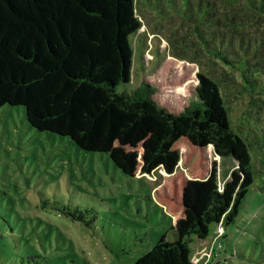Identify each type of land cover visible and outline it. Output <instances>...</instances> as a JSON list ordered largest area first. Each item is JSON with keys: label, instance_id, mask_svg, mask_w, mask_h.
<instances>
[{"label": "trees", "instance_id": "1", "mask_svg": "<svg viewBox=\"0 0 264 264\" xmlns=\"http://www.w3.org/2000/svg\"><path fill=\"white\" fill-rule=\"evenodd\" d=\"M207 1L208 30L219 37L206 40V47L235 68L243 62L242 88L234 94H243V81L250 84L245 94L252 115L258 94L253 86L260 84L253 72L264 73V31L227 29L228 23L244 25L243 18L218 0ZM247 1L264 13V0ZM140 25L135 0H0V107L22 106L32 127L106 155L127 176L163 170L153 197L173 218L174 239L161 235L132 264H192L195 246L219 225L225 231L234 222L255 170L248 144L231 128L225 109L222 89L236 85L229 76L215 81L198 71L194 92L179 106L173 100V107L169 95L158 100L159 88L147 77L133 83L132 36ZM237 47L243 60L227 55L241 57ZM217 156L235 164L222 185ZM42 206L86 224L98 217L94 207L72 200H44ZM7 210L0 207V239L8 243L10 231L19 238L22 219Z\"/></svg>", "mask_w": 264, "mask_h": 264}, {"label": "rangeland", "instance_id": "2", "mask_svg": "<svg viewBox=\"0 0 264 264\" xmlns=\"http://www.w3.org/2000/svg\"><path fill=\"white\" fill-rule=\"evenodd\" d=\"M218 3L222 9H236L243 18L244 25L228 23L227 29L245 35L264 31V13L247 0ZM135 7L141 25L132 36L133 83L147 77L159 88L158 100L163 102L169 95L173 107V100L179 106L180 99L194 92L198 71L215 81L222 74L229 76L236 85H229L225 93L222 89L229 103H224L225 109L231 128L248 144L255 170L234 222L225 226V231L219 226L196 245L191 263L264 264V73L253 72L260 84L253 86L258 94L251 115L245 94L251 90L250 84L243 81V94H234L235 88H240L245 65L240 61L235 68L206 47V40L209 43L212 36L219 37L218 31L208 30L207 0H135ZM212 27L217 28L218 23ZM261 38L259 35L258 40ZM237 51L241 57L233 52L227 55L243 60L239 47ZM216 161L222 185L235 164L230 157L217 156ZM165 176L161 169L149 175L127 176L106 155L82 150L65 136L32 127L22 106L2 105L0 207L22 221L18 239L15 231L9 232L12 238L8 243L0 239V264H132L161 235L167 241L174 239L173 218L153 197ZM55 199L92 206L98 217L86 224L42 206L44 200ZM218 240L225 251L209 259L202 256L204 251L213 250ZM34 254L44 259L30 256Z\"/></svg>", "mask_w": 264, "mask_h": 264}, {"label": "built area", "instance_id": "3", "mask_svg": "<svg viewBox=\"0 0 264 264\" xmlns=\"http://www.w3.org/2000/svg\"><path fill=\"white\" fill-rule=\"evenodd\" d=\"M219 248H220V243L217 242L215 244V248L213 250H206V251H204L202 253V256H206V258L209 259L208 258L209 256L214 255V254L217 255V253H220Z\"/></svg>", "mask_w": 264, "mask_h": 264}, {"label": "crops", "instance_id": "4", "mask_svg": "<svg viewBox=\"0 0 264 264\" xmlns=\"http://www.w3.org/2000/svg\"><path fill=\"white\" fill-rule=\"evenodd\" d=\"M219 226L222 227L221 225H219ZM219 226H218V227H219ZM218 227H217V228H218ZM222 228H223V227H222ZM223 229H224V228H223ZM213 230H214V229H213ZM215 230H216V229H215ZM215 230H214V232H215Z\"/></svg>", "mask_w": 264, "mask_h": 264}, {"label": "water", "instance_id": "5", "mask_svg": "<svg viewBox=\"0 0 264 264\" xmlns=\"http://www.w3.org/2000/svg\"><path fill=\"white\" fill-rule=\"evenodd\" d=\"M146 174H149V173H146Z\"/></svg>", "mask_w": 264, "mask_h": 264}]
</instances>
